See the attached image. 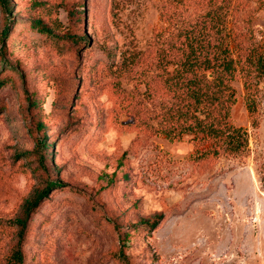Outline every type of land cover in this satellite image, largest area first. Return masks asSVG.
<instances>
[{
    "label": "rangeland",
    "instance_id": "374dc122",
    "mask_svg": "<svg viewBox=\"0 0 264 264\" xmlns=\"http://www.w3.org/2000/svg\"><path fill=\"white\" fill-rule=\"evenodd\" d=\"M222 1H0V264L10 223L50 181L61 187L30 216L27 264H125L123 243L129 264H264V0H225L220 26L247 147L214 157L202 134L157 132L172 102L158 52Z\"/></svg>",
    "mask_w": 264,
    "mask_h": 264
},
{
    "label": "trees",
    "instance_id": "16d2710c",
    "mask_svg": "<svg viewBox=\"0 0 264 264\" xmlns=\"http://www.w3.org/2000/svg\"><path fill=\"white\" fill-rule=\"evenodd\" d=\"M0 1L8 6L7 0ZM224 3L225 0L196 22L179 30L176 39L161 48L157 56L162 86L172 98L171 104L162 115L161 128L157 132L168 137L174 134H202L211 143L214 157L223 154L238 155L248 144L246 133L235 127L231 121V110L236 103V91L232 83L236 79L239 61L235 59L220 28L224 19ZM70 14L73 15L74 12ZM67 40L74 45L81 42L76 34L69 31ZM256 70L264 73V56L258 58ZM209 75H212V78H209ZM8 82L9 78L0 77V89ZM57 95L52 109L60 113V109L64 110L66 106L58 105L61 94ZM253 105L249 106L251 115L255 111ZM46 142V136L39 141L41 151H38L37 159L41 166L47 157L45 150L49 146ZM58 187H61L60 182H48L34 199L26 203L23 216L10 223L11 227L13 225L18 229L17 241L11 246L1 264H27L23 240L30 216ZM163 219L164 216L161 215L154 221H146L143 226L152 233ZM126 240L127 233L123 237V241ZM125 246L123 243L113 257L129 264Z\"/></svg>",
    "mask_w": 264,
    "mask_h": 264
}]
</instances>
